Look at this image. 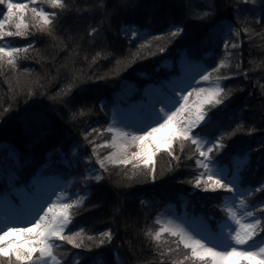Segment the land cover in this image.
<instances>
[{
  "label": "trees",
  "instance_id": "obj_1",
  "mask_svg": "<svg viewBox=\"0 0 264 264\" xmlns=\"http://www.w3.org/2000/svg\"><path fill=\"white\" fill-rule=\"evenodd\" d=\"M14 2L29 4L25 16L30 25H35L30 11L32 7L57 11L59 16L53 36L31 27V34L27 37L0 40V46L10 47H24L34 42L27 53L28 58L20 61L19 69L12 68L6 61L0 67V184L7 182L11 172L23 181L40 172L46 162L50 166L44 174L72 176L73 180L83 177L86 172L92 174L89 162L81 161L92 154V144L84 141V134H88L89 141L100 145L97 155L110 151L111 147L105 144L112 140L107 127L111 121L113 97L126 83L133 87V97L140 96L144 86L150 82L164 85L165 79L177 71L181 50L190 59L205 60L212 69H216L214 64L227 51L226 65L211 71L210 75L227 76V79L220 80V86L225 91H234L225 107L217 105L212 110L215 113L220 109L219 119L218 124L208 128V132L215 139L222 132L233 133L237 124L242 130L227 138V147L216 155L226 162L225 153L239 149L242 154L248 148L264 144V9L261 8V0H256L255 4L253 0H155L151 22L147 8L153 0H65L67 11L53 9L46 0ZM0 8L6 11V5ZM209 8L213 15L208 20L192 18ZM0 19H3L2 15ZM169 19L182 23L185 30L167 44L165 52L159 53L158 47L164 46L169 39ZM226 21L239 27V35L233 38L237 47H224L223 32L210 34L214 25ZM126 24L148 28L150 34L130 43L131 33L125 36L121 31ZM260 25L262 28L259 29ZM93 27L101 30L98 35L89 34ZM5 30L16 29L14 24H9ZM159 35H163V39H153ZM142 44L148 46L140 51V55L147 58L132 63V54ZM204 53H207L205 57ZM94 57H97L95 61ZM165 61H170V66H165ZM75 72L107 78L89 82L86 90L75 89L66 104L49 101L47 96L39 95L45 90L41 84L47 88L48 95H55L66 87ZM229 73L236 75L229 76ZM29 89L37 93L31 99L26 96ZM37 106L46 112L47 119L43 124L24 118L26 112L35 110ZM9 107L12 111L5 113ZM93 128L98 131L93 133ZM77 146L78 155L74 156L71 148ZM173 149V154L163 150L155 155L154 181L148 166L107 164V172L101 169L104 179L99 183L92 182L91 195L74 209L77 214L71 231H79L83 227L85 243H92L87 236L99 239L100 232L111 230L113 240L110 245L101 246L99 257L95 255L96 249H75L63 242L55 249L62 264H77L79 257L74 253L84 254L83 264H171L173 259L191 264L184 261L188 250L182 244L177 250V238L169 233L163 234L162 240L166 243L162 242L159 250L171 248L174 251L162 261L156 242L147 232L155 233L162 227L156 218L168 202L179 208L183 205L190 216L201 218L215 227L225 216L222 209L226 193L224 190L205 192L202 188L194 189L195 185L190 181L194 182L203 170L196 163L199 153L191 142L185 144L183 151L178 144H173ZM10 151L17 153L18 162L9 158ZM50 153L53 155L49 161ZM259 155V151L252 153V166L241 174L242 186L250 183L257 187L264 182V166L256 164ZM175 156L180 157L179 162ZM83 187L79 182H73L69 189L82 192ZM254 195L256 199L264 198L260 193ZM57 243L61 244L60 241Z\"/></svg>",
  "mask_w": 264,
  "mask_h": 264
},
{
  "label": "snow or ice",
  "instance_id": "obj_2",
  "mask_svg": "<svg viewBox=\"0 0 264 264\" xmlns=\"http://www.w3.org/2000/svg\"><path fill=\"white\" fill-rule=\"evenodd\" d=\"M255 2L256 0H253V4ZM46 3L50 4L53 9L69 10L65 0H46ZM3 5H6V11L0 8V15L3 16V19H0V40L8 37H27L31 34V27H36L39 32L53 36L59 16L57 11L49 12L43 8L32 7L30 11L33 14L35 25H30L26 22L25 16L26 11L29 10L28 3L0 0V6ZM153 7H155V0L147 8L150 22ZM261 8L264 9V0H261ZM212 15L213 11L209 8L192 18L206 21ZM9 24H14L16 30H5V26ZM217 27L218 25H214L213 29ZM168 28L170 29L167 33L169 39L164 46L158 47L159 53L165 52L167 44L180 37L185 30L183 24L176 23L174 19L168 20ZM100 31L99 28L93 27L89 34L95 36ZM121 31L125 36L131 33L130 43L150 34L148 28H141L135 24H126ZM244 31L248 30L244 29ZM232 34L238 36L239 32L233 29ZM153 39H163V35L155 36ZM33 46L34 42L24 47L0 46V67L6 61L12 68L19 69L20 61L28 58L27 53ZM147 46V44H142L140 49L132 54V63L147 58L140 55V51ZM225 47L226 49L229 47L227 41H225ZM231 47H237V45H231ZM225 54L227 55V52ZM99 55L98 53L97 57ZM97 57L93 60L95 61ZM225 65L226 61L221 59L216 69L211 71H216ZM239 67L240 65L237 64V68ZM113 74H118V72ZM231 75H236V73H229V76ZM106 78V76H87L75 72L66 87L55 95H48L47 88L42 84L40 87L45 90L39 95L47 96L49 101L66 104L75 89L86 90L89 82ZM194 78L191 77L190 80ZM227 78V76L216 78L212 87H192L190 82H169L168 91L162 98L153 99L151 103L141 107V115L136 123L129 124L123 119L117 121L114 116L112 123L107 127V132L113 133L114 139L107 146L116 147L118 152L112 153L105 159H100L97 155L96 150L100 146L89 141L87 133L83 136L84 141L92 144V154L83 157L84 161L90 162L92 156H96V163L99 164L100 169L107 172V164L127 165L132 164L134 160H140L148 166V172L153 181L156 179V167L149 163L153 157L163 150L173 154V144H178L180 150L183 151L185 144L191 142L199 153L196 163L203 171L199 173L194 182L190 181V183H194L195 188H202L205 192L224 190L226 193L222 209L225 216L222 218V223H218L215 227L199 218H184L181 221L168 219L164 222L157 220V223H162L163 226L155 233L148 231L147 235L156 242L162 261L165 257H170L174 251L171 248L166 251L159 250L160 244L166 243L162 240L163 234L169 233L177 238V250L180 244L188 250L184 261H190L191 264H264V198L256 199L254 195L260 193L264 196V182L259 183L257 187H252L250 183L242 186L243 177L241 175L252 166L253 152H260L256 158V164L264 166V144H258L257 148H248L242 154L239 149L225 153L227 160L224 162L216 154L222 153V150L227 147L225 142L227 138L242 130L241 125L237 124L233 133L222 132L214 140L208 132V128L213 124H218L219 119L220 109H217L215 113L212 110L217 105L221 108L225 107L228 97L234 91L233 89L225 91L220 86L219 81ZM199 79L210 81L209 72L205 71ZM36 83L39 84V80ZM188 88H191V91L186 92ZM36 95V91L31 89L26 93L27 99ZM193 96H195L194 100ZM27 99L26 108L29 107ZM157 104L160 105L159 108L156 107ZM10 111H12L10 107L4 110L5 113ZM24 118L37 124H43L47 116L45 110L37 106L35 110L26 112ZM118 124H122L123 127H119ZM127 128H134V131H126ZM97 131L95 128L92 129L93 133ZM248 131L251 132L252 129L249 128ZM161 133H166V137L159 141L157 138ZM133 148H138L139 151H131ZM148 149L151 151L149 152ZM71 151L74 156L78 155V146L71 148ZM8 155L10 159L18 162L19 157L15 151H10ZM52 155L53 153L49 154V161ZM174 158L179 162V156ZM62 162L70 163V161ZM49 166L50 164L46 162L40 172L33 173L23 181L11 172L7 176V182L0 184V201L9 207L24 203L28 205L23 219L9 220L3 227H0V264H62L55 255V249L62 246L63 242L73 245L75 249H96V257L101 255L99 251L101 246L111 244L113 240L111 230L100 232L99 239L87 236V240L92 243H85L83 227L79 231H71L74 216L77 214L74 209L79 208L91 195L92 182L103 181L104 175L98 170H93V174L86 172L83 177H77L73 181L57 179L55 183H52L50 177L44 174ZM73 182H79L84 186L83 194L65 191ZM18 184L20 186H17ZM41 188L44 190L41 191ZM57 189L60 191L57 192ZM73 195L76 196L75 199H72ZM63 200L69 202H62ZM14 233H23L27 240L20 242L8 239ZM13 245L16 246L13 247ZM73 255L79 257L77 264H83L84 254L74 253ZM171 264H183V261L173 259Z\"/></svg>",
  "mask_w": 264,
  "mask_h": 264
},
{
  "label": "rangeland",
  "instance_id": "obj_3",
  "mask_svg": "<svg viewBox=\"0 0 264 264\" xmlns=\"http://www.w3.org/2000/svg\"><path fill=\"white\" fill-rule=\"evenodd\" d=\"M216 25H218V27L216 29L212 28L210 30V34H218V33H221V32H227L228 34L225 35V37H226V39H230V41H228V45H229V48H231V45H234V43H235L233 41V38L235 39V37H236V36H233L232 30L235 29V30L238 31V29H239L238 25H235V24L232 25V22H229V21L224 22V24L218 23ZM225 26H230V27H225ZM260 28H262V25L259 26V29ZM139 40H142V39H137V42ZM226 56L227 55L224 53L223 56L220 58V60L224 59ZM220 60L218 61V63L215 64L216 66H217V64H219ZM165 65H168V63H166ZM179 66H180L179 73L170 82H173V83L178 82V81L179 82H190L192 87H193L194 80L199 78V76L203 75L204 72L207 71V69L205 67H203L199 62L198 63H193V62L190 63V62H188L184 54L181 55ZM210 74L211 73H209V76L211 78L210 81H200V84L198 85V87H212V86H214V82H215L216 78H218V77L211 76ZM191 77H195V78L190 80ZM168 86H169V83L166 85V87L164 89V92H162V94H161L162 96L168 91ZM158 88L159 87H155V86H153L151 84L146 86L143 89V93H142L145 96V98L144 99H139L133 105L132 99L126 100L127 97L131 96V94L133 92V87H131V85H129L127 83L124 84L122 86L121 90L118 92V94H116V100L114 101V104H113V106L111 108V123H112V120H113L114 116H115V119L117 121H120L121 119H123L129 124L136 123V121L139 118L135 117L136 115H134V116L130 115V113H128L129 108L132 106L133 107L132 112L133 111L137 112V110H139L138 107L141 108L142 106H146L147 104L151 103V101L153 99H157L158 98V93H157L158 92ZM187 91H191V88L186 89V92ZM149 96L151 98L150 100H148ZM156 107L159 108L160 105L157 104ZM138 112H140V110ZM138 115H141V112ZM118 126L119 127H123L122 124H118ZM125 130L131 132V131L134 130V128H127ZM137 134H142V133H137ZM113 139H114V134L112 133L111 142L113 141ZM105 145H108V144H105ZM1 146L2 145L0 144V148H1ZM98 148H100V147H98ZM6 152H8V150H6ZM115 152H118V149L116 147H111L110 151L105 152L104 155H102V156H101V154H98V156H99L100 159H105L108 156H110L112 153H115ZM154 159H155V156L153 157L152 161H150L149 163L153 164ZM82 162H85V161L82 159ZM105 162L107 164L106 160H105ZM89 164H90L89 167L91 168L92 174H93V170H98V171L102 172L100 167H99V164L96 163V156L89 162ZM113 165H120V164H113ZM127 165L147 166L146 164H144L143 161H140V160H134L132 164H127ZM87 173L89 174V172H87ZM61 181H64V180H61ZM68 181H71V179L68 180ZM41 189H43V188H41ZM59 191L60 190L57 189V192H59ZM68 192H72V193H76V194H82L80 192L77 193L74 190L68 191ZM75 198H76V196L73 195L72 199H75ZM62 202L67 203L69 201L63 200ZM223 202H224V199H223ZM45 207H46V205H45ZM249 210H251V209H249ZM184 218L191 219L192 217H190L189 215L187 216L184 211H183L182 214H178L177 212L172 210L170 213L165 212V211L162 212L157 220H160L162 222L167 221L168 219L181 221ZM199 219H201V218H199ZM159 224H161L163 226L162 223H159ZM4 225H5V223H3L2 218L0 216V227H3ZM21 226H23V225H21ZM14 234L16 236H20V237H17V239H15L16 237H13V236H15V235H13L12 236L13 238L9 237L8 239H10V240L11 239H15L17 241L19 240V238L20 239H26V237H25V235L23 233H14ZM168 235H170V234H168ZM15 246L16 245H13V247H15Z\"/></svg>",
  "mask_w": 264,
  "mask_h": 264
},
{
  "label": "bare ground",
  "instance_id": "obj_4",
  "mask_svg": "<svg viewBox=\"0 0 264 264\" xmlns=\"http://www.w3.org/2000/svg\"><path fill=\"white\" fill-rule=\"evenodd\" d=\"M200 84V79L199 78H197V79H195L194 80V82H193V87H198V85ZM192 99L194 100L195 99V96H193L192 97ZM140 117V116H139ZM134 131V130H133ZM166 137V133H161V134H159L158 135V140L159 141H162L164 138ZM131 151H139V149L138 148H133ZM148 151L150 152L151 151V149H148ZM13 235H15V234H13ZM13 237H16L15 239H17V237H20V236H13ZM13 237H11V238H13ZM27 240V238L26 239H20L19 238V240L18 241H20V242H25Z\"/></svg>",
  "mask_w": 264,
  "mask_h": 264
}]
</instances>
